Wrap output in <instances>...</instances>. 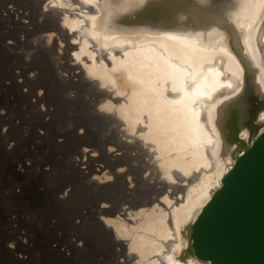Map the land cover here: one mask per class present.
Wrapping results in <instances>:
<instances>
[{
	"label": "bare ground",
	"instance_id": "obj_1",
	"mask_svg": "<svg viewBox=\"0 0 264 264\" xmlns=\"http://www.w3.org/2000/svg\"><path fill=\"white\" fill-rule=\"evenodd\" d=\"M151 2L0 0V51L22 59L3 86L35 120L1 115L2 137L69 146L82 185L49 192L71 217L38 255L5 218L14 263L211 264L188 253V227L235 163L221 124L255 97L264 130V0H196L199 18L157 27L138 14Z\"/></svg>",
	"mask_w": 264,
	"mask_h": 264
},
{
	"label": "water",
	"instance_id": "obj_2",
	"mask_svg": "<svg viewBox=\"0 0 264 264\" xmlns=\"http://www.w3.org/2000/svg\"><path fill=\"white\" fill-rule=\"evenodd\" d=\"M138 14L157 27L179 14L197 19L201 12L196 0H153ZM252 100L246 118L236 112L221 124L229 145H237L235 163L188 227V253L211 264H264V130L257 133L256 122L263 105ZM244 128L253 136L246 147Z\"/></svg>",
	"mask_w": 264,
	"mask_h": 264
},
{
	"label": "rangeland",
	"instance_id": "obj_3",
	"mask_svg": "<svg viewBox=\"0 0 264 264\" xmlns=\"http://www.w3.org/2000/svg\"><path fill=\"white\" fill-rule=\"evenodd\" d=\"M11 56L0 51V124L1 115H4V121L8 120L7 123L17 120L16 122L19 121L24 127L35 125V120L28 118V113L22 108L19 91L3 86L5 82L11 81L10 76L6 74L8 69L17 70L15 65L22 61ZM248 105L251 106L250 103ZM63 116L59 111V119L63 120ZM4 126L3 122L0 125V264H16L4 249L7 239L5 218L9 214L20 216L19 223L34 244L32 252L38 255L39 243L52 241L57 230H66L71 217L70 210L57 207L48 196L49 192L65 185L76 184L74 180L78 176L75 172H70L67 165L71 151L69 146H57L52 142L37 144L27 140L24 142L23 139L6 142L5 137H2ZM37 129L40 130L39 127ZM19 166L21 173L17 171ZM76 186L82 188L79 182ZM15 190L19 195L13 194ZM52 219L58 220L57 229L50 227Z\"/></svg>",
	"mask_w": 264,
	"mask_h": 264
},
{
	"label": "snow or ice",
	"instance_id": "obj_4",
	"mask_svg": "<svg viewBox=\"0 0 264 264\" xmlns=\"http://www.w3.org/2000/svg\"><path fill=\"white\" fill-rule=\"evenodd\" d=\"M80 131L83 132V129H80ZM93 155H94V154H93ZM129 181H131V177H129ZM129 187H130V188L132 187L131 183H129Z\"/></svg>",
	"mask_w": 264,
	"mask_h": 264
}]
</instances>
